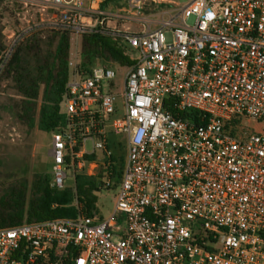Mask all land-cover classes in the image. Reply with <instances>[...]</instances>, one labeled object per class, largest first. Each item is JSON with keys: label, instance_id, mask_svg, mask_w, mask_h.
<instances>
[{"label": "built area", "instance_id": "2783aa9c", "mask_svg": "<svg viewBox=\"0 0 264 264\" xmlns=\"http://www.w3.org/2000/svg\"><path fill=\"white\" fill-rule=\"evenodd\" d=\"M13 1L53 30L109 38L131 61L121 118L115 66L67 82L52 185L94 174L109 133L126 136L127 154L111 215L0 227V264H264V0H153L177 6L155 28L139 16L146 0Z\"/></svg>", "mask_w": 264, "mask_h": 264}, {"label": "rangeland", "instance_id": "374dc122", "mask_svg": "<svg viewBox=\"0 0 264 264\" xmlns=\"http://www.w3.org/2000/svg\"><path fill=\"white\" fill-rule=\"evenodd\" d=\"M179 5H186L191 0H172ZM111 9L125 8L127 0H107ZM177 6L166 2L146 0L143 12L139 15L144 20L149 19L150 25L155 28L169 13H174ZM38 9L32 6L13 1L0 0V195L11 186L25 182L27 185L28 201L32 196V185L38 174H46L51 179L53 159L49 154L52 142V133L42 130L38 126L39 111L43 99L44 84L38 86L39 97L33 99L35 105V125L31 127L22 118V104L24 92L22 88L31 87V79L38 75V65H44L51 52L54 51L59 36L63 31L53 30L40 20ZM197 16L191 14L187 22L195 24ZM125 27L132 30L140 29L141 24L135 21L127 22ZM168 33V39H171ZM84 35L70 33L69 52V79L85 74L88 68L96 64L115 66L116 78L113 90L117 93L116 112L112 118H121L126 109L121 94L124 87L126 67L118 62L105 61L97 58L93 65L84 66L82 55ZM21 48L17 70L8 73L9 64ZM108 84H104L106 89ZM62 111L64 107L62 105ZM248 130L260 129L261 125L244 118ZM111 156L98 151L97 165L94 174L85 175L96 181V201L89 205L87 200L76 197L74 205L87 211L96 210L101 216L108 217L115 209L117 194L120 189V178L127 154V139L124 134H108ZM95 157H92L94 159ZM111 162L112 166L108 165ZM69 188L75 189L77 177L73 170H68ZM84 175V174H83ZM78 176V175H77ZM111 185H106L107 180ZM98 192L101 194L98 196ZM95 193V192H94ZM80 198H84L81 196ZM77 211V212H78ZM4 227V226H3Z\"/></svg>", "mask_w": 264, "mask_h": 264}, {"label": "trees", "instance_id": "16d2710c", "mask_svg": "<svg viewBox=\"0 0 264 264\" xmlns=\"http://www.w3.org/2000/svg\"><path fill=\"white\" fill-rule=\"evenodd\" d=\"M20 50L17 51L9 64L8 73L17 70ZM69 52L70 33L63 31L53 52L46 59L44 65H38V75L32 80L30 88H22L24 100L21 115L27 123L35 125V105L33 99H38L40 83L44 84L43 99L39 111L38 126L46 131L56 130L64 123L62 101L69 81ZM82 55L84 66L93 65L97 58L105 61L118 62L123 65L130 63V59L123 54L109 38L100 35H84ZM90 68H88L89 71ZM96 181L89 176H77L76 187L58 189L51 184L46 174H38L32 185V196L28 201L27 185L25 182L11 186L0 195V227L14 226L24 222L46 220L58 217H73L77 214L74 205L76 197L86 199L87 204H93L97 199L94 193ZM83 196L84 198H80Z\"/></svg>", "mask_w": 264, "mask_h": 264}, {"label": "crops", "instance_id": "0c3cea01", "mask_svg": "<svg viewBox=\"0 0 264 264\" xmlns=\"http://www.w3.org/2000/svg\"><path fill=\"white\" fill-rule=\"evenodd\" d=\"M101 194V192L100 193H98V196Z\"/></svg>", "mask_w": 264, "mask_h": 264}]
</instances>
